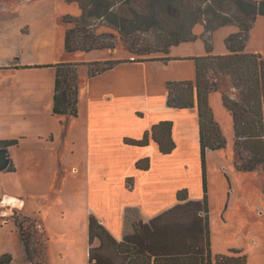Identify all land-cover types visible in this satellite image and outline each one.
<instances>
[{
	"label": "crops",
	"instance_id": "crops-1",
	"mask_svg": "<svg viewBox=\"0 0 264 264\" xmlns=\"http://www.w3.org/2000/svg\"><path fill=\"white\" fill-rule=\"evenodd\" d=\"M78 14V5L64 0H0V55L11 57L7 60L2 56L0 70L13 77L22 72H34L39 76L28 84V87L38 89V96L25 100L11 97L9 107L0 97V117L9 118L32 111L51 112L55 68L45 65L62 62L78 64L77 116L51 114L79 120L77 140L81 143L80 146H70V149L76 153V167L84 169L87 217L89 213L94 214L116 240H121L124 235L132 233L134 222H146L174 205L178 190L186 189L189 199L202 198L197 110L195 107H167L165 83L193 81L195 63L192 58L207 53L227 54L224 40L229 34L237 32L238 28L225 25L213 31L209 52L205 50L203 41L197 38L171 47L166 61L137 62L130 60V57L128 60L125 55L122 57L125 60L113 68L89 77L87 63L119 57L112 50L65 51L63 37L66 27L62 17ZM202 31V25L193 28L196 35ZM251 40L254 41L253 45L250 44ZM244 51L264 53V17L255 19ZM19 52L24 53V59L16 56ZM3 83L0 85L2 89L10 88L12 91L15 86H20V82L15 85V81L11 85ZM215 94L211 92L208 96L212 112V100L219 99L221 102ZM227 114L231 120L230 114ZM213 116L221 126L214 112ZM159 121H170L172 124L174 148L169 154L160 153L150 137L147 144L142 146L125 143V139H141ZM221 129L223 131L222 126ZM67 134L64 133L65 138ZM19 136L15 154L11 152L13 146H7L13 170L7 168L0 172L17 176L22 162L31 169L40 167L47 159L54 165L55 174L59 170L60 174L56 176L62 177L68 160V148L67 145L54 146L60 135L50 131ZM26 138L31 146L29 154L23 153V161L17 152H22ZM214 152L218 154V150L205 152L206 189L207 161ZM142 158L148 159L145 170L135 165ZM27 174V177L35 178L37 173ZM21 204V199L15 197V208L18 207L19 211H22Z\"/></svg>",
	"mask_w": 264,
	"mask_h": 264
},
{
	"label": "trees",
	"instance_id": "trees-1",
	"mask_svg": "<svg viewBox=\"0 0 264 264\" xmlns=\"http://www.w3.org/2000/svg\"><path fill=\"white\" fill-rule=\"evenodd\" d=\"M75 2L80 14L62 17L66 52H89L114 48L113 40L103 33L87 31L94 20L113 27L126 36L130 54L147 56L160 53L166 61L169 49L180 43L200 38L207 52L211 49V34L221 26L235 25L237 32L229 34L224 55L206 54L192 58L195 63L193 81H167L165 104L170 108L197 110L199 160L202 198L189 199L186 189L176 192V203L148 221L133 223V231L116 240L97 217H87V264H246V255L229 249L226 254L211 255L208 229V201L205 173L206 150L225 147L226 139L215 121L208 102L211 92L219 90L215 82L206 78L207 69H216L228 76L233 94L221 93V103L230 114L233 130L235 161L239 171H264V53H248L244 47L248 33L258 16L264 17V0H64ZM231 3L237 15L223 9ZM142 4V5H141ZM142 6V7H141ZM141 9H138L140 8ZM72 19V20H71ZM74 22L73 27L67 24ZM202 25L196 35L193 28ZM137 34H145L148 41ZM113 37V36H112ZM160 60L156 58L132 61ZM124 60L112 59L87 63V74L95 76L113 68ZM55 68L51 113L76 117L78 114L77 63L50 64ZM170 121H159L141 139H125L131 145H146L150 137L162 154L174 148ZM16 140L0 141V146L15 145ZM244 152L243 154H240ZM138 169L148 168V159L136 161ZM8 170H13L11 165ZM19 237L26 257L31 260L28 235L17 223ZM97 245H92L94 241ZM11 256L0 255V264L9 263ZM38 261H36L37 263Z\"/></svg>",
	"mask_w": 264,
	"mask_h": 264
},
{
	"label": "rangeland",
	"instance_id": "rangeland-1",
	"mask_svg": "<svg viewBox=\"0 0 264 264\" xmlns=\"http://www.w3.org/2000/svg\"><path fill=\"white\" fill-rule=\"evenodd\" d=\"M201 1L204 4V0ZM223 11L232 17L237 15L230 2ZM88 19L93 26L87 27V31L103 33L106 37L111 35L114 48L106 50L115 51L120 60H125L122 58L125 55L128 60L129 57L130 60L164 58L160 53L147 56L130 54L125 35H120L113 27L106 26L100 20H94L93 17ZM73 25L74 22L67 24L68 27ZM137 37L143 42L148 41L145 34H137ZM250 44L253 45L254 41L251 40ZM2 56L0 55V61H3ZM16 56L25 58L22 52ZM3 57L7 60L11 58L9 55ZM205 73L209 81L218 85L219 90L213 92L220 100L221 93L233 94L237 98L235 91L230 88L226 74L216 69H207ZM37 78L39 76L34 72H22L13 77L12 74L0 70V85L3 82L6 85H11L13 81L15 85L20 82V86H15L14 91L0 87V97L5 101L4 105L9 107L8 100L11 97L25 100L38 96L37 88L28 87L30 81H36ZM77 79L76 77V83ZM46 98L48 100V96ZM212 107L223 128L222 131L218 123L226 145L218 150V154L214 152L209 156L206 167L210 252L214 256L236 249L246 255V264H264V171L236 170L233 165L236 153L230 117L219 99L212 100ZM32 112L11 115L9 118L0 117V141L16 140L18 143L20 134H46L51 131L60 135L54 146L67 145L68 160L61 178L56 176L60 174L59 170L55 174L54 165L47 159L40 167L31 169L22 162L20 174L17 176L10 172H0V199L5 198L0 201V255L9 254V264H87V184L84 180V169L76 167V153L70 149V146H80L81 142L77 140L80 122L55 117L51 112ZM64 133H68L67 138ZM29 141L26 138L22 152H17L23 161V153L29 154ZM11 146V152L15 154V145ZM240 154L244 155V152ZM27 172L37 173L36 177H27ZM15 197L21 199L22 211L15 208ZM18 222L23 225L24 234L28 235L29 247L33 251L31 260L24 253ZM92 245H97V241Z\"/></svg>",
	"mask_w": 264,
	"mask_h": 264
},
{
	"label": "water",
	"instance_id": "water-1",
	"mask_svg": "<svg viewBox=\"0 0 264 264\" xmlns=\"http://www.w3.org/2000/svg\"><path fill=\"white\" fill-rule=\"evenodd\" d=\"M10 155L6 147L0 148V171H5L10 164Z\"/></svg>",
	"mask_w": 264,
	"mask_h": 264
},
{
	"label": "flooded vegetation",
	"instance_id": "flooded-vegetation-1",
	"mask_svg": "<svg viewBox=\"0 0 264 264\" xmlns=\"http://www.w3.org/2000/svg\"><path fill=\"white\" fill-rule=\"evenodd\" d=\"M2 146H0V148H1ZM6 148H7V146H6ZM11 165V160H10V164H9V166ZM8 171V170H7Z\"/></svg>",
	"mask_w": 264,
	"mask_h": 264
}]
</instances>
